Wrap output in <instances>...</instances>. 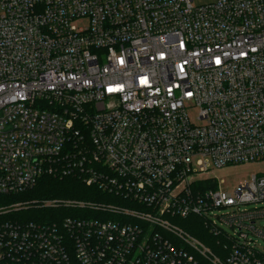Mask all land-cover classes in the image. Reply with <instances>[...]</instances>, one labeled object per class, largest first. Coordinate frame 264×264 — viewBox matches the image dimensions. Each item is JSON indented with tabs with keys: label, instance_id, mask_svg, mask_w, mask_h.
I'll return each instance as SVG.
<instances>
[{
	"label": "built area",
	"instance_id": "obj_1",
	"mask_svg": "<svg viewBox=\"0 0 264 264\" xmlns=\"http://www.w3.org/2000/svg\"><path fill=\"white\" fill-rule=\"evenodd\" d=\"M256 160L264 0H0V197L93 188L0 207L72 211L0 218V264H264V173L211 175Z\"/></svg>",
	"mask_w": 264,
	"mask_h": 264
},
{
	"label": "trees",
	"instance_id": "obj_2",
	"mask_svg": "<svg viewBox=\"0 0 264 264\" xmlns=\"http://www.w3.org/2000/svg\"><path fill=\"white\" fill-rule=\"evenodd\" d=\"M90 189H93L92 187H88L82 182H80L75 177H65L62 179H57L53 177H43L42 180L39 181L38 185L28 192L14 195V196H4L0 197V206L7 204L8 202L12 200H17L19 198H28V197H35V198H75V199H87L91 198L89 197L88 192ZM13 197V198H11ZM16 197V198H15ZM15 198V199H14ZM31 209L25 210L29 211ZM33 210V209H32ZM38 210H48L51 211V213H56L55 211L58 210H51L49 209H38ZM24 211H19L18 213H23ZM59 213H72L70 210H61ZM95 214H93L94 216ZM8 218H17L14 216H11ZM30 218H33L30 217ZM19 219H21L19 217ZM188 223L193 224H185L184 222H180L190 233L197 236L198 238L202 239L204 242H206L209 245H214L213 239L214 237L208 232V230L200 223V220L197 217H190L188 220H186Z\"/></svg>",
	"mask_w": 264,
	"mask_h": 264
},
{
	"label": "rangeland",
	"instance_id": "obj_3",
	"mask_svg": "<svg viewBox=\"0 0 264 264\" xmlns=\"http://www.w3.org/2000/svg\"><path fill=\"white\" fill-rule=\"evenodd\" d=\"M213 1L214 0H193V4L200 5V4H205V3H209ZM87 23L88 21L86 19H79L77 21V24L80 26H86ZM189 112L192 116L196 115V109H191ZM262 173H264V160H256V161L230 164L228 166H224L221 168L212 169L211 175H213L218 182H222L221 183L222 188L228 191H232L240 182L248 180L254 174H262ZM92 191L93 189H91V191L89 189L88 192H92ZM35 199H38V198L23 197L22 199L19 198L17 200H12L5 205H1L0 207L9 206L13 203L24 202L25 200H35ZM55 212L56 213H51V211H48V210H35V209L24 211L23 213H18L17 211H10V212H7L1 215L0 218H6L8 216L9 217L14 216V217H20V218H30L32 216L37 217L41 215L64 217V216L70 215V213H64V214L58 215V213L61 212L60 210L55 211ZM222 227L225 231L231 232V230L228 227L226 226H222ZM257 244L258 246H260V249L264 253V240L257 239Z\"/></svg>",
	"mask_w": 264,
	"mask_h": 264
}]
</instances>
